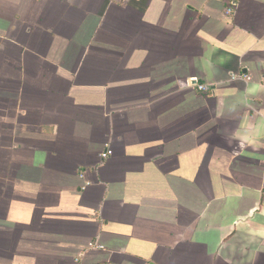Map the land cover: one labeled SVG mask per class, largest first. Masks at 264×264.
Instances as JSON below:
<instances>
[{
  "label": "crops",
  "instance_id": "1",
  "mask_svg": "<svg viewBox=\"0 0 264 264\" xmlns=\"http://www.w3.org/2000/svg\"><path fill=\"white\" fill-rule=\"evenodd\" d=\"M232 3L0 0V264H264V0Z\"/></svg>",
  "mask_w": 264,
  "mask_h": 264
},
{
  "label": "built area",
  "instance_id": "2",
  "mask_svg": "<svg viewBox=\"0 0 264 264\" xmlns=\"http://www.w3.org/2000/svg\"><path fill=\"white\" fill-rule=\"evenodd\" d=\"M238 1L239 0H233V3L229 6V8L227 10V14L228 15H231L232 13H234L236 11V9H237V2ZM199 88L202 91H207L208 90V88L206 86H200Z\"/></svg>",
  "mask_w": 264,
  "mask_h": 264
}]
</instances>
